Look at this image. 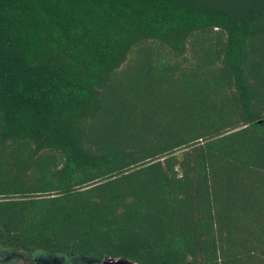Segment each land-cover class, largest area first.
Here are the masks:
<instances>
[{"label":"trees","instance_id":"16d2710c","mask_svg":"<svg viewBox=\"0 0 264 264\" xmlns=\"http://www.w3.org/2000/svg\"><path fill=\"white\" fill-rule=\"evenodd\" d=\"M0 249L264 264V0H0Z\"/></svg>","mask_w":264,"mask_h":264},{"label":"rangeland","instance_id":"374dc122","mask_svg":"<svg viewBox=\"0 0 264 264\" xmlns=\"http://www.w3.org/2000/svg\"><path fill=\"white\" fill-rule=\"evenodd\" d=\"M0 254H4L5 257L2 258L0 257V264H17V260L20 258L24 259L18 260L19 263H22L28 259V254L26 253H18L16 251H10V250H1L0 249ZM2 256V255H1ZM43 257L45 258H50L51 261L48 259L49 264H58V262H62L63 264H66L68 261L72 260H79L78 263L74 261V264H87L86 261L79 257H64L62 255H48L45 252H35V258L42 259Z\"/></svg>","mask_w":264,"mask_h":264},{"label":"water","instance_id":"95a60500","mask_svg":"<svg viewBox=\"0 0 264 264\" xmlns=\"http://www.w3.org/2000/svg\"><path fill=\"white\" fill-rule=\"evenodd\" d=\"M100 264H138L124 257L106 258Z\"/></svg>","mask_w":264,"mask_h":264}]
</instances>
